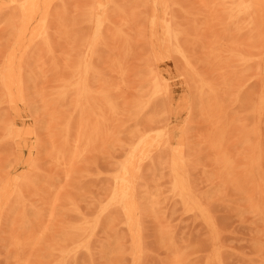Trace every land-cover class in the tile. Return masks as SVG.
<instances>
[{
  "label": "rangeland",
  "instance_id": "1",
  "mask_svg": "<svg viewBox=\"0 0 264 264\" xmlns=\"http://www.w3.org/2000/svg\"><path fill=\"white\" fill-rule=\"evenodd\" d=\"M4 1L7 2L8 0H0V3ZM64 1L57 0L54 1L56 4L52 5L49 47L38 43L29 52L32 55L28 53L30 55L28 57L29 55L27 54L28 58L26 57L27 61L25 62H29L25 65L26 68L23 67L22 71L24 72L22 77H26H23L24 82L22 84V89L25 92H22L24 103L21 102L14 106L15 111L12 112L13 109H9L7 104L2 102L3 95H0L1 112L5 114L4 110H6V114L2 115V117L0 116L1 123L9 117V120L5 121L6 123L4 122L5 125L9 126L10 124L21 132L25 129L30 131L27 127H31L33 131L31 132L35 136L37 131L34 132V128L37 130L38 126H41L39 129H46L39 131L40 133L38 132L39 135L37 134L38 136L36 137L31 132V134L27 132L24 136L21 135L22 139L20 137L17 143L14 140L11 144L9 142L12 140L7 137L5 128H3L6 126L0 123L3 125H0V128H2V130L0 129V163L2 164L0 165V170L2 172L6 170V173L4 172L5 176L10 174V180L7 179L9 182L5 179L7 176H4L5 178L3 176L0 177L2 178L0 180V264H27L28 261L29 264H174L176 257L181 259V264H264V213L259 214L251 210V204L256 202L264 206V129H262V127L264 128L262 126L264 125V118L261 119L258 125V133L252 135L248 132L255 120H253V115L250 113V99L260 85L264 84V48L261 49L263 57L260 61L255 58L247 65L248 67L242 65L241 61L239 62L241 56L257 53L258 50L254 47L259 42L256 40L257 37L255 35L257 34L242 24L244 19H241L242 25L238 22L240 20L233 23L229 19V11L233 6L232 0H174L177 5H174L171 9V13L175 16V25L178 23L176 27L184 29L181 32L183 35L180 43L183 49H186L184 50L193 63L195 74L206 81H210V83L213 82L211 84H214V89L217 91L216 99L218 105L221 106L220 115H222L221 118L227 123L229 129L225 146H228V150L230 149L229 151L236 156L237 160L235 170L230 179L219 169L220 164L217 160L219 154L212 148L211 134L213 125H210L212 124L211 122L209 124V119L200 110L201 107L197 99L198 94L195 90L196 82H194V79L197 81L196 75L192 79L191 72L185 69L171 53H168L164 58L161 74L156 70L153 52H151L153 51L150 45L151 35L149 33L152 12L158 17L163 13L160 0H122V2L121 0H113L114 3L111 5L116 7L114 12L119 9L113 14L111 13L113 11L112 6H108V10L109 7L110 10L112 9L107 13V17L110 18L107 22L110 21L111 25H109V22H105L99 35L88 23V10L91 8L90 6L94 5L93 2L96 0H85L86 2L84 0ZM12 9L15 11V8ZM12 9L11 11L10 9L7 10L10 11V14L6 13V10L5 12L0 11V68L7 60V57L11 56V48L15 45L14 29L9 27L11 28L10 32L6 24V18L13 14ZM99 19L98 17L96 20L98 21ZM190 19L191 21H189ZM88 24L91 27L88 28ZM84 25H87V29ZM90 32L91 35L89 34ZM10 33L13 35V39ZM89 35L92 38L95 35L100 37L94 50H92V46L90 47L91 49L88 46V42L91 39L87 37ZM111 36L112 38H110ZM156 37L159 42V36L156 35ZM183 39L188 43H183ZM10 40H13V42ZM159 43H161V40ZM8 52H10V56ZM239 53H242V55H238ZM87 54V71H84L86 90L80 95H77L71 87L63 90L65 82L72 81V72L66 70L65 67L75 66ZM237 55L238 57H236ZM170 56H172V59ZM46 60L48 62H45ZM31 61L32 63L29 65ZM33 61L40 63L34 66L33 64L35 63ZM38 72L40 73L38 74ZM152 74H156L161 78L163 76L166 79L168 83L166 97H154L153 92L155 89L150 81ZM181 74L186 75L183 77ZM185 78H188L186 82L190 84L185 82ZM33 80L35 83H33ZM241 85L245 87L241 88ZM0 94H2V91H0ZM57 95L59 96L57 97ZM166 98H169L167 102ZM59 99L61 100L59 101ZM165 102L169 104H167V107L169 106L168 108L166 107L167 109L165 108L166 104H163ZM15 107L18 109H15ZM34 107L39 111L37 110L36 112ZM194 107L197 109L195 110ZM79 108H81V111ZM243 108L245 109L243 110ZM32 109H34L33 113H31ZM17 110L18 112L21 110V112L18 114ZM142 110L147 111L141 112ZM17 114L20 116H17ZM40 118H44V122L38 125L41 121ZM33 119L37 123L32 121ZM90 121L91 123L89 124L88 122ZM27 124L29 126H26ZM80 124L82 126L86 125L85 128L83 126L84 133H89L92 140L91 144L79 143V148L74 150L77 147L76 137L78 138L77 133L79 131L77 130L78 126H81ZM95 125L96 130L94 128ZM185 126L188 127L186 128ZM62 127L63 129L68 128L64 131L65 133L62 132ZM49 128L51 131L48 130ZM52 129H54V132ZM210 130L211 133L209 132ZM165 131L167 134H165ZM93 132H95V135ZM164 134L168 136L165 137ZM61 136L63 137L60 138ZM184 136H186L187 140H185ZM65 137H69L71 140L67 142L69 139ZM164 137L166 139L168 137L167 141H164ZM34 138H38L37 141ZM208 138L209 140H207ZM248 138L253 144L256 142L260 143L259 148L262 152V160H260L261 162L258 165L250 164V158H252L254 152L246 148L243 143ZM50 139L54 141L55 145ZM160 140L162 141L160 142ZM59 142L60 144L57 145ZM24 144L27 145L25 146L27 147L26 149L23 147ZM166 144L170 146L168 147ZM159 145L162 146L160 151L158 149ZM62 147H65V149H62ZM153 149L157 150L154 151ZM73 150L79 156H74L76 155L74 154L73 157L77 158L75 163L73 162L74 164L72 162L70 164V161H74L72 160L74 158H71ZM165 151L170 152L171 158L169 156V158L165 157L169 155V152L166 153ZM62 153H65V157L70 154L66 157H69L68 161L64 156L62 158ZM28 155L31 157L28 158ZM59 156L61 157L60 159ZM132 156H135L137 164L135 172L131 174V196L134 194V197L131 198L133 208L134 210L136 209L135 211L133 210L131 219L124 216L120 205L117 208L118 206L114 204L113 198L116 193L114 177L121 171L123 164L130 163ZM151 156L153 157L150 158ZM177 157L182 160L183 175L187 178L188 186H192H190L191 190L193 189L192 191L190 190L192 195L199 202L201 201L202 206L206 204L204 208L211 221H214L215 229L201 217L194 215L187 208L185 209L180 199L177 196L175 197L172 166ZM25 158L29 160L28 163L26 162L27 160L23 163ZM213 160L216 161V164ZM143 161H145V165L143 164L142 168ZM59 162L64 165L58 164ZM244 164L248 169L244 167ZM163 165L164 167H162ZM238 166H240L239 169ZM251 168H254V170L250 171ZM21 170H24L22 171L23 173ZM139 171L141 172L140 175L138 174ZM18 172L20 173L18 174ZM136 172H138V175ZM4 173L2 174L0 171V175H4ZM32 174L34 175L32 176ZM135 175L139 176V178ZM222 175L224 179L226 177L224 181L219 179ZM14 179L16 182L12 181ZM136 180L138 183L137 189L135 188ZM5 183H8V185H5ZM5 187L9 188L7 189L8 191H4L7 194H5L6 197L3 194ZM132 188L138 192L137 200V194ZM10 192L14 193L13 196L15 198ZM151 192L153 193L151 194ZM15 194L18 195V198ZM142 195L147 200L143 199ZM9 196H12L14 201ZM202 196L203 199L200 198ZM7 198L12 199V201ZM5 202L7 204H4ZM9 202L11 203L9 204L10 206L13 205L12 207L8 205ZM114 205L116 206L115 208ZM4 207L7 212H5L6 210L3 211ZM140 209L144 212L142 210L139 212ZM25 210L27 212H24ZM140 215L142 216L141 219ZM153 215L157 217L155 218ZM116 218L119 220H116ZM132 221L134 223L135 221L142 223L136 222L137 226L134 225L133 227L130 224ZM28 222L31 224L30 226L29 224L27 225ZM83 222L86 228L82 224ZM24 224L27 225L28 230H26L27 228ZM3 229L5 232H3ZM78 229L81 230L79 231ZM20 232L24 233V235ZM218 232L219 234H217ZM19 233L21 234L20 236H18ZM160 234L162 239L165 235V243L159 238ZM18 238L24 242L21 243ZM3 239L8 242L6 243ZM35 240L36 242L38 240V242H34ZM160 240L162 243H160ZM64 243L66 244L63 245ZM82 244L91 246H88V249L80 248L79 246ZM216 245L219 247L220 256H222V258L220 257V262L216 259L213 260L215 258ZM142 246L143 249L141 248ZM59 247H62V251L58 252ZM142 253H144V257H141ZM207 259H210L209 261L211 262L207 263ZM26 260L27 262H25ZM212 260L214 261L213 263Z\"/></svg>",
  "mask_w": 264,
  "mask_h": 264
},
{
  "label": "bare ground",
  "instance_id": "2",
  "mask_svg": "<svg viewBox=\"0 0 264 264\" xmlns=\"http://www.w3.org/2000/svg\"><path fill=\"white\" fill-rule=\"evenodd\" d=\"M54 1H57V0H8L7 2H1L0 3V11H3V12H5V10H6V13H9L10 14V11H11V9L12 8H15V11H14V9H12L13 11H12V15L9 17V18H6L7 20H6V24H7V28L9 29V31L11 32V28H13L14 29V39H15V45H14V47L13 48H11V50H9V51H11V56H10V52H8V54H9V58L7 57V60L4 62V64H3V66H1V68H0V87H1V89H0V91H2V94H0V95H3V98H2V102H5L6 104H7V106H8V108L10 109V108H12L13 110H12V112H14L15 110H14V106H16V105H18L19 103H21V102H23L24 103V101H23V93L22 92H24L23 91V89H22V84H23V82H24V80H23V77L24 78H26L25 76H23L22 77V73H24V72H22L23 71V67H25V65L29 62H25V61H27L26 60V57H27V54L29 53V52H31V50H33L34 49V46L36 47V44H38V43H40V44H43L44 46H46V47H49V44H50V25H51V19H50V15H51V9H52V5H55L56 3L54 2ZM64 1V0H63ZM67 0H65L64 2H66ZM85 1V0H84ZM83 1V2H84ZM115 1V0H114ZM119 1V0H118ZM125 1V0H124ZM123 1V2H124ZM147 1V0H146ZM86 2V1H85ZM121 2H122V0H121ZM158 2V1H157ZM55 3V4H54ZM113 0H96L95 2H93V6H90L91 8L88 10L87 8H86V10H88L89 11V14H88V23L92 26V29H94V31H96L97 33H98V35H99V33H100V31L102 30V28H103V25L105 24V22H107V20H110V18H108L107 17V13H108V11H111L112 9H113V11L111 12V13H113V14H115V12L116 11H118V9L114 12V10H115V8L116 7H114V6H112L113 5ZM117 3V2H116ZM147 3V2H146ZM58 4V3H57ZM68 4V3H67ZM112 4V5H111ZM160 4H161V6H162V8H163V13H162V15L161 16H156L155 15V13L154 12H152V15H151V18H150V35H151V40H150V45H151V49L153 50V51H151V52H153V61L155 62V67H156V70H158V72L161 74V71H162V63H163V61H164V58H165V56L168 54V53H171L172 55H174L175 56V58L178 60V62L185 68V69H187V70H189L190 72H191V77H192V79H194L193 77L195 76L196 78H197V81L194 79V82H196V93L198 94L197 95V99H198V101H199V104H200V107H201V111L202 112H204L205 113V115H206V117L209 119V124H210V122L212 123V124H210L211 126L213 125V131H212V134H211V136H212V148H214L215 150H216V152H217V154H219V156H218V161H219V166H220V168L219 169H221L222 170V172L227 176V178L228 179H230L231 178V176L233 175V172H234V170H235V166H236V156L233 154V153H231L229 150H228V146L226 147L225 146V141H226V137L228 138V135H229V129H228V126H227V123L225 122V121H223L222 120V118H221V116L222 115H220V109H221V106H219L218 105V101H217V99H216V97H217V91H216V89H214L215 88V86H214V84L212 85L211 83H213V82H211L210 83V81H206V80H204L203 78H201L199 75H197V74H195V71H194V67H193V63H192V61H191V59L187 56V54H186V52H185V50L183 49V46H181V37H182V35L183 34H181V32H182V30H184V29H178L177 27H176V25L178 24H176L175 25V16L171 13V9H172V7L174 6V5H177L176 3H175V1L174 0H160ZM179 4V3H178ZM232 4H233V6H232V8L230 9V11H229V19H231L232 20V22L234 23L235 21H238V20H240L241 21V19H244V23H242V21L240 22V21H238L240 24L242 23L243 25H244V27H246V28H248L250 31H252V32H254V33H256L257 35H255L256 37H257V39L256 40H258V42H259V44H256L255 45V47L254 48H256L257 50H258V52L257 53H255V54H251V55H248V56H241L240 57V60H239V62L241 61V63H242V65H245V66H247L251 61H253L255 58H256V60L257 61H260V59L263 57V54H262V51H261V49L262 48H264V0H232ZM77 5V4H76ZM115 5V4H114ZM118 5V4H117ZM116 5V6H117ZM59 6V5H58ZM68 6V5H67ZM108 6H112V9L110 10V7H109V10L107 9L108 8ZM154 6V5H153ZM157 7H158V5H156ZM160 7V6H159ZM89 8V7H88ZM121 8V7H120ZM149 8V7H148ZM175 8V7H174ZM173 8V9H174ZM230 8V7H229ZM10 9V11H7V10H9ZM53 9H54V6H53ZM59 9V8H58ZM147 9V8H146ZM150 9H151V7H150ZM211 9V8H210ZM176 10V9H175ZM60 11V10H59ZM76 11V10H75ZM121 11H123V10H121ZM158 11V10H157ZM191 11V10H190ZM53 12H55L54 10H53ZM124 12H126V11H124ZM151 12V11H150ZM177 13H178V11H176ZM192 12V11H191ZM225 12H226V10H225ZM88 13V12H87ZM111 13H109V14H111ZM181 13V12H180ZM212 13V12H211ZM213 13H215V12H213ZM112 14V15H113ZM191 14V13H190ZM57 15V14H56ZM118 15V14H117ZM181 15H183V14H181ZM209 15H210V12H209ZM109 16V15H108ZM189 17H190V15H188ZM100 18L98 21L96 20L97 18ZM110 17V16H109ZM185 17V16H184ZM149 18V17H148ZM182 18H183V16H182ZM190 18H192V17H190ZM193 18H194V16H193ZM212 18V17H211ZM210 19V18H209ZM114 20V19H113ZM132 20V19H131ZM146 20H147V18H146ZM119 21V20H118ZM124 21V20H123ZM179 21H181V20H179ZM189 21H191V19L189 20ZM213 21V20H212ZM109 22V25H111V23H110V21H108ZM107 22V23H108ZM146 22V21H145ZM149 22V21H148ZM147 22V23H148ZM177 22V21H176ZM182 22V21H181ZM86 23V22H85ZM97 23V24H96ZM146 23V24H147ZM88 24V28L89 27H91L90 25ZM114 24V23H113ZM116 24V23H115ZM126 24H128V23H126ZM241 24V25H242ZM186 25V24H185ZM236 25H238V23H236ZM52 26V25H51ZM85 26V25H84ZM87 26V25H86ZM85 26V27H86ZM178 26V25H177ZM9 27H11V28H9ZM146 27H147V25H146ZM181 27V26H180ZM241 27V26H240ZM243 27V28H244ZM116 28H118V27H116ZM185 28V27H184ZM242 28V27H241ZM86 29H87V27H86ZM91 29V30H92ZM60 30V29H59ZM90 30V31H91ZM107 30V29H106ZM13 31V30H12ZM108 32H110L109 30H107ZM147 31V30H146ZM88 32H89V29H88ZM124 33V32H123ZM148 33V32H147ZM184 33V32H183ZM11 34V33H10ZM90 35H91V32L89 33ZM87 36V37H90L91 39L89 40V42H88V46H89V48L92 46L93 48H92V50H94V48L96 47L95 45H98L97 43L99 42V40H100V37H98L97 35H95V36H93V38L91 37V36ZM111 35V34H110ZM156 35H158L159 37L158 38H160V40H161V43H159L160 42V40H159V42H158V39H157V37H156ZM12 34H11V38H12ZM10 37V36H9ZM120 37V36H119ZM128 37V36H127ZM11 38H9V39H11ZM110 38H112V36L110 37ZM13 39V38H12ZM114 39V38H113ZM147 40V39H146ZM187 40V39H186ZM249 40V39H248ZM10 41H12L13 42V40H10ZM88 41V40H87ZM119 42V41H118ZM148 42V41H147ZM182 42L184 43H188L187 41H185V39H183L182 40ZM257 42V41H256ZM73 43V42H72ZM120 44V43H119ZM162 44V45H161ZM191 44V43H190ZM183 45V44H182ZM187 46H188V44H186ZM186 45H184V46H186ZM129 46H131V45H129ZM163 46V47H162ZM33 47V48H32ZM37 47H38V45H37ZM86 47V46H85ZM32 48V49H31ZM91 49V48H90ZM124 49V48H123ZM96 50H98L97 48H96ZM116 50V49H115ZM132 50V49H131ZM264 50V49H263ZM119 51V50H118ZM149 51H150V48H149ZM38 52V51H37ZM89 52H90V50H89ZM98 52V51H97ZM30 55H32V53H29ZM28 54V55H29ZM170 54V55H171ZM30 55L28 56V57H30ZM36 55V54H35ZM90 55V54H89ZM126 55V54H125ZM129 55V54H128ZM238 55H242V53L240 54H238ZM238 55L236 56V57H238ZM4 56V55H3ZM6 56V55H5ZM27 57V58H28ZM35 57V56H34ZM171 57V59H172V56H170ZM3 58V57H2ZM116 58V57H115ZM61 59V58H60ZM87 59H88V54H87V56H85V57H83V58H81L80 59V61H79V63L78 64H76L75 66H73V67H69V66H66L65 68H66V70H70L71 72H72V74H71V80L72 81H70V82H68V81H66L65 82V84H64V89L63 90H66V88L68 87H71L73 90H75V92H76V94L77 95H80L82 92H84L85 90H86V88H85V76H84V71L86 72L87 70V67H86V65L88 64L87 63ZM5 60V59H4ZM34 60V59H33ZM36 60V59H35ZM115 61V60H114ZM172 61V60H171ZM3 62V61H2ZM35 64H33L34 66L37 64L38 65V63H40V62H38V63H36L35 61H33ZM45 62H48L47 60L45 61ZM63 62V61H62ZM91 62V61H90ZM31 63H32V61L29 63V65H31ZM42 63H44V62H42ZM171 63V62H170ZM46 64V63H45ZM44 64V65H45ZM71 64V63H70ZM73 64V63H72ZM32 65V66H33ZM42 65V64H41ZM53 65H55V64H53ZM65 65V64H64ZM90 65V64H89ZM172 65V64H171ZM33 66V67H34ZM146 66V65H145ZM31 67V66H30ZM44 67V66H43ZM117 67V66H116ZM248 67V66H247ZM26 68V67H25ZM145 68V67H144ZM34 69H36V68H34ZM94 69V68H93ZM28 70H29V68H28ZM59 70V69H58ZM31 71H33V70H31ZM36 71V70H35ZM63 71V70H62ZM61 71V73H63ZM30 72V71H29ZM37 72V71H36ZM60 72V71H59ZM33 73V72H32ZM40 72H38V74H39ZM173 73V72H172ZM30 74V73H29ZM48 74V73H47ZM229 74V73H228ZM25 75V74H24ZM31 75V74H30ZM41 75H42V73H41ZM60 75V74H59ZM182 75V74H181ZM186 74H184V75H182L183 77L185 76ZM27 77H28V75H26ZM37 76V75H36ZM231 76V75H230ZM63 77V76H62ZM229 77V76H228ZM257 77H259V78H261L260 76H257ZM257 77H255L257 80H259ZM29 78V77H28ZM32 78V77H31ZM39 78V77H38ZM42 79V78H41ZM46 79V78H45ZM59 79V78H58ZM149 79V78H148ZM186 79H188V78H185V82H186ZM250 79V78H249ZM255 79V80H256ZM28 80V79H27ZM38 81V80H37ZM150 81H151V83L153 84V88L155 89L154 90V92H153V95H154V97H161V96H165L167 93H168V83H167V81H166V79L162 76V78L161 77H159V76H157L156 74H152L151 75V79H150ZM249 81V80H248ZM27 82V81H26ZM40 82V81H39ZM57 82V81H56ZM236 82V81H235ZM33 83H35V81L33 80ZM32 83V84H33ZM150 83V84H151ZM186 83H188V82H186ZM227 83H229V82H227ZM25 84V83H24ZM56 84V83H55ZM188 84H190V83H188ZM192 84V83H191ZM246 84H247V82H246ZM245 84V85H246ZM26 85V84H25ZM29 85V84H28ZM27 85V86H28ZM234 85V88H235V83L233 84ZM240 85V84H239ZM191 86V85H190ZM190 86H188V87H190ZM242 87L241 88H243V86L244 85H241ZM250 86V85H249ZM29 87H31V86H29ZM33 87V86H32ZM43 87V86H42ZM41 87V88H42ZM245 87V86H244ZM246 87H248V86H246ZM24 88V87H23ZM44 88V87H43ZM193 88V87H192ZM240 88V89H241ZM190 89V88H189ZM28 90V89H27ZM40 90V89H39ZM45 90V89H44ZM60 91V90H59ZM25 93V92H24ZM26 93H28V92H26ZM40 93V92H39ZM58 93V92H57ZM195 93V94H196ZM63 94V93H62ZM206 94V95H205ZM33 95V94H32ZM55 95V94H54ZM238 95V94H237ZM236 95V96H237ZM26 96V95H25ZM28 96V95H27ZM59 95H57V97H58ZM64 96V95H63ZM192 96V95H191ZM103 97L104 98H106V96H104L103 95ZM166 97V96H165ZM239 97V96H238ZM52 98V97H51ZM54 98V97H53ZM164 98V97H163ZM33 99H35V98H33ZM44 99V98H43ZM165 99V98H164ZM167 99H169V98H166V102H167ZM197 99H194V100H197ZM53 100V99H52ZM61 99H59V101H60ZM251 101H250V113H251V115H253V120H254V123H253V125L251 126V128H250V130H248V132L250 133V134H252V135H254V134H256V133H258V125H259V123H260V121H261V119H263L264 118V84H261L260 85V87H259V89H257V91H255L254 93H253V95H252V97H251V99H250ZM29 101H31V100H29ZM47 101V100H46ZM57 101V100H56ZM32 102V101H31ZM37 102V101H36ZM142 102H144V101H142ZM166 102L165 103H163L164 105L166 104ZM30 103V102H29ZM49 103V102H48ZM105 103V102H104ZM147 103V102H146ZM168 103H169V101H168ZM167 103V104H168ZM195 103V102H194ZM240 103V102H239ZM141 104V103H140ZM167 104L165 105V108L167 107ZM190 104H192V103H190ZM1 105H2V103H1ZM36 106H37V104H35ZM52 105V104H51ZM146 105V104H145ZM145 105H144V107H145ZM169 105V104H168ZM6 106V107H7ZM80 106V105H79ZM190 106V105H189ZM193 106H195V105H193ZM241 106V105H240ZM2 107V106H1ZM1 107H0V116L2 117V115H5L6 114V110H4V112H5V114H3V112H1ZM81 107V106H80ZM141 108H143L142 106H140ZM169 107V106H168ZM167 107V108H168ZM182 107V106H181ZM197 107V106H196ZM3 108H5V107H3ZM27 108H29L28 106H27ZM37 108H39V107H37ZM50 108V107H49ZM146 108V107H145ZM152 108V107H151ZM164 108V107H163ZM166 108V109H167ZM195 108V107H194ZM7 109V108H6ZM15 109H18V108H16L15 107ZM24 110H25V108H23ZM23 109H22V111H23ZM30 109V108H29ZM34 109H35V107H34ZM34 109H32V112H31V110H30V112L31 113H33L34 111ZM42 109H43V107H42ZM114 109V108H113ZM190 109H191V107H190ZM197 108H195V110H196ZM245 108H243V110H244ZM28 110V109H27ZM36 110V112H37V110L38 109H35ZM79 110L81 111V108H79ZM138 110H140V109H138ZM228 110V109H227ZM29 111V110H28ZM39 111V110H38ZM103 111V110H102ZM143 111H147V110H142L141 112H143ZM167 111V110H166ZM193 111V110H192ZM197 111H199V110H197ZM21 112V110H19V112H18V110H17V113L19 114ZM25 112V111H24ZM49 112V111H48ZM161 112H162V110H161ZM244 112V111H243ZM30 113V114H31ZM42 113V112H41ZM157 113V112H156ZM160 113V112H159ZM167 113V112H166ZM190 113H191V110H190ZM200 113V112H199ZM14 114V113H13ZM15 114H16V112H15ZM17 114V116H20V115H18ZM25 114V113H24ZM29 114V115H30ZM37 114V113H36ZM40 114V113H39ZM53 114V113H52ZM51 114V115H52ZM155 114V113H154ZM162 114V113H161ZM160 114V115H161ZM168 114V113H167ZM246 114V113H245ZM32 115H34V114H32ZM31 115V116H32ZM56 115V114H55ZM82 115V114H81ZM153 115V114H152ZM189 115H191V114H189ZM188 115V116H189ZM247 115V114H246ZM249 115V114H248ZM37 116V115H36ZM41 116H43V115H41ZM54 116V115H53ZM154 116V115H153ZM187 116V117H188ZM12 117V116H11ZM57 117V116H56ZM81 117V116H80ZM83 118H84V116H82ZM100 117V116H99ZM152 117V116H151ZM228 117V116H227ZM5 118H7V116H5ZM13 118L14 119H16L14 116H13ZM33 118V117H32ZM39 118V117H38ZM49 118V117H48ZM53 118V117H52ZM153 118V117H152ZM156 118V117H155ZM158 118V117H157ZM169 118V117H168ZM185 118V117H184ZM189 118V117H188ZM206 118V119H207ZM243 118H245V117H243ZM1 119V118H0ZM12 119V118H11ZM14 119H13V121H14ZM36 119V118H35ZM41 119V118H40ZM40 119H39V121H40ZM57 119V118H56ZM99 119V118H98ZM101 119V118H100ZM6 122H7V120H9V117L7 118V120L6 119H4ZM37 120V119H36ZM36 120H32V121H35L36 123H37V121ZM43 120V121H42ZM48 120V119H47ZM80 120V119H79ZM148 120V119H147ZM184 120V119H183ZM3 121V120H2ZM5 121H3L1 124H4V126H6V127H3V128H5L4 130L6 131V135H7V137L8 138H10L12 141H10L9 143H11V142H13L14 140H15V142L17 143V141L19 140V138L21 137V139H22V136H24V134L25 133H27L28 132V134H31L33 131L31 130V127H27V129H30V131L28 130H24L23 132H21V131H19V130H17V129H15V127H13V126H11L10 124H9V126L6 124L5 125ZM42 121V122H41ZM41 121L39 122V124L38 125H41V124H43V122H44V118L43 119H41ZM151 121V120H150ZM153 121V120H152ZM151 121V122H152ZM185 121V120H184ZM189 121V120H188ZM5 122V123H4ZM52 122V121H51ZM55 122V121H54ZM66 122V121H65ZM70 122V121H69ZM149 122V121H148ZM154 122V121H153ZM187 122V121H186ZM185 122V123H186ZM9 123V122H8ZM68 123V122H67ZM82 123V122H81ZM89 124L91 123V121L90 122H88ZM96 123V122H95ZM150 123V122H149ZM148 123V124H149ZM0 124V125H1ZM29 124H31V123H29ZM65 124V123H64ZM89 124H87L88 125V127L90 126ZM98 124V123H97ZM188 124V123H187ZM251 124V123H250ZM249 124V125H250ZM37 125V126H38ZM45 125V124H44ZM59 126H60V124H58ZM69 125V124H68ZM81 125V124H80ZM184 125H186V124H184ZM189 125V124H188ZM1 126H3V125H1ZM26 126H29L28 124L26 125ZM25 126V127H26ZM48 126V125H47ZM46 126V127H47ZM82 126V125H81ZM81 126H78V130L77 131H79L78 133H77V135H78V138L76 137V143H77V147H75L74 148V150H77V148H79L78 147V144L79 143H90L91 144V140H92V137H91V135L89 134V133H84V130H83V126H84V128H85V126L86 125H83L82 127ZM99 126H100V124H99ZM165 126V125H164ZM210 126V127H211ZM262 126H264V125H262ZM34 127H35V125H34ZM41 127V126H40ZM39 126H38V128H37V130L34 128L33 130H35L34 132H36L37 134H38V132L39 131H44L43 129H45V128H41V129H39L40 128ZM42 127H45V126H42ZM51 127V126H50ZM53 127V126H52ZM68 127V126H67ZM81 127V128H80ZM186 127V126H185ZM188 127V126H187ZM186 127V128H187ZM23 128V127H22ZM61 128V127H60ZM70 128H71V126H70ZM80 128V129H79ZM89 128H91V126L89 127ZM95 130L97 129L96 128V125H95ZM152 128V127H151ZM1 130H2V128H0ZM56 129H59V128H56ZM62 129H63V127H62ZM61 129V130H62ZM68 128H66V129H63L62 130V132H64V131H66ZM155 129V128H154ZM154 129H151V130H154ZM157 129H159L158 127H157ZM165 129H167V128H165ZM262 129H264L263 127H262ZM22 130V129H21ZM46 130V129H45ZM48 130H50V128L48 129ZM47 130V131H48ZM60 130V129H59ZM89 130V129H88ZM95 130H92V131H95ZM32 131V132H31ZM46 131V132H47ZM51 131V130H50ZM49 131V132H50ZM52 131L54 132V129H52ZM162 131V130H161ZM261 131V130H260ZM264 131V130H263ZM2 132V131H1ZM31 132V133H30ZM88 132V131H87ZM89 132L91 133V131L89 130ZM97 132H99V131H97ZM148 132V131H147ZM155 132V131H154ZM208 132V131H207ZM210 133H211V130L209 131ZM209 132H208V134H209ZM35 133V134H36ZM40 133V132H39ZM65 133V132H64ZM64 133H62V134H64ZM75 133V132H74ZM94 133V135H95V132H93ZM146 133V132H145ZM185 133H187L186 131H185ZM261 133V132H260ZM5 134V133H4ZM28 134H27V136H28ZM33 134V133H32ZM36 134V136H38ZM51 134V133H50ZM61 134V135H62ZM66 134H67V132H66ZM66 134H64V135H66ZM98 134V133H97ZM144 134V133H143ZM165 134H167V132L165 131ZM164 134V136L166 137V136H168V135H165ZM22 135V136H21ZM34 135V134H33ZM183 135H184V133H183ZM186 135V134H185ZM30 136V135H29ZM32 136V135H31ZM35 136V135H34ZM35 136V137H36ZM59 136V135H58ZM67 136V135H66ZM161 136V135H160ZM187 136V135H186ZM186 136H184L185 138H186ZM211 136H210V138H211ZM260 136H262V134H260ZM264 136V135H263ZM51 137V136H50ZM63 136H61L60 138H62ZM154 137V136H153ZM164 137V141L166 140L167 141V139H168V137H167V139ZM4 138L6 139V137L4 136ZM66 138V137H65ZM261 138V137H260ZM34 139H36V138H34ZM38 139V138H37ZM37 139H36V141H37ZM66 139H69V137H67ZM8 140V139H7ZM40 140V139H39ZM52 139H50V141H51ZM57 140V139H56ZM71 139H69V140H67V142L68 141H70ZM159 140V139H158ZM163 140V139H162ZM162 140H160V142L162 141ZM185 140H187V138L185 139ZM207 140H209V138L207 139ZM232 140H233V138H232ZM235 140V139H234ZM9 141V140H8ZM66 141V140H65ZM64 141V142H65ZM96 141V140H95ZM163 141V142H164ZM210 141H208L209 143H210ZM257 141V140H256ZM162 142V143H163ZM169 142V141H168ZM185 142V141H184ZM262 142V141H261ZM16 143H15V145H16ZM25 143V142H24ZM38 143V142H37ZM51 143V142H50ZM52 143L54 144V141L52 140ZM51 143V145L53 146V144ZM73 143V142H72ZM93 143V142H92ZM161 143V144H162ZM183 143V142H182ZM243 143L245 144V146H246V148H248L250 151H252V152H254V155L252 156V158H250L251 159V162H250V164L251 165H258L259 164V162H261L260 160H262L261 159V157H262V152H261V150H260V148H259V146H260V143L259 142H256L255 144H253V142L252 141H250V139L248 138V139H246V140H244L243 141ZM12 144V143H11ZM14 144V143H13ZM30 144H31V142H30ZM34 144H35V142H34ZM48 144V143H47ZM58 144H60V142L59 143H57V145ZM32 145V144H31ZM55 145V144H54ZM66 145V144H65ZM64 145V146H65ZM167 146H168V144H166ZM18 146V145H17ZM25 146H27V145H23V147H25ZM36 146H37V144H36ZM35 146V147H36ZM50 146V145H49ZM73 146H76V145H73ZM90 146V145H89ZM160 147L158 148L157 146H156V148H158L159 149V151H160V149L162 150V146L161 145H159ZM165 146V145H164ZM170 146V145H169ZM168 146V147H169ZM209 146V145H208ZM249 146H250V148H249ZM15 147V146H14ZM22 147V146H21ZM30 147V146H29ZM84 147V146H83ZM145 147V146H144ZM167 147V148H168ZM17 148V147H16ZM27 147H25V149H26ZM34 148V147H33ZM50 148V147H49ZM48 148V149H49ZM147 148H148V146H147ZM208 148V147H207ZM234 148V147H233ZM1 149H2V146H1ZM29 149V148H28ZM32 149V148H31ZM62 149H65V147L63 148L62 147ZM164 149H166V148H164ZM213 149V150H214ZM6 150V149H5ZM38 150V149H37ZM52 150V149H51ZM50 150V151H51ZM56 150V149H55ZM54 150V152H56ZM73 150V151H74ZM150 150H151V148H150ZM154 150V149H153ZM152 150V151H153ZM155 150H157V149H155ZM154 150V151H155ZM167 150H169V149H167ZM214 150V151H215ZM8 151V150H7ZM31 151H33V150H31ZM49 151V152H50ZM69 151V150H68ZM153 151V153H155ZM185 151V150H184ZM209 151V150H208ZM59 152V151H58ZM67 152V151H66ZM75 152V153H74ZM73 152V154H72V157L71 158H74L73 157V155L74 154H76V151H74ZM78 152V151H77ZM157 152V151H156ZM166 152V151H165ZM167 152H169V151H167ZM166 152V153H167ZM210 153H211V151H209ZM2 153V152H1ZM16 153H17V151H16ZM20 153V152H19ZM51 154H52V151L50 152ZM147 153V152H146ZM173 153V152H172ZM180 153H181V150H180ZM237 153V152H236ZM3 154V153H2ZM9 154V153H8ZM31 154V153H30ZM36 154H38V153H36ZM56 154H57V152H56ZM159 154H161V153H159ZM252 154V153H251ZM70 154H68V155H66V157L67 156H69ZM170 152H169V155H166L165 157H170ZM243 155V154H242ZM63 156L65 157V153H62V158H63ZM74 156H77V154L76 155H74ZM79 156V155H78ZM77 156V157H78ZM150 156V155H149ZM159 156V155H158ZM185 156V155H184ZM240 156H241V154H240ZM244 156V155H243ZM242 156V157H243ZM6 157V156H5ZM29 157H31L30 155H28V158ZM52 157V156H51ZM65 157V158H66ZM77 157H75L74 159H72V160H74V161H70V164H71V162L73 163H75V159L77 158ZM128 157V156H127ZM133 157V156H132ZM139 157V156H138ZM153 156H151L150 158H152ZM168 157V158H169ZM239 157V156H238ZM15 158L17 159V157H16V154H15ZM24 158V157H23ZM54 158H55V154H54ZM61 157L59 156V159H60ZM149 158V159H150ZM167 158V159H168ZM171 158V157H170ZM215 158V157H214ZM21 159H22V157H21ZM32 159V158H31ZM30 159V160H31ZM67 159V161H68V159H69V157L68 158H66ZM128 159V158H127ZM143 159V158H142ZM160 159V158H159ZM15 160V159H14ZM20 160V159H19ZM27 159L25 158V160H23V163H24V161H26ZM63 160V159H62ZM146 160V159H145ZM158 160V159H157ZM173 160V159H172ZM17 161V160H16ZM28 161L29 160H27L26 162L28 163ZM55 161H56V158H55ZM63 161H66L65 159L63 160ZM166 161V160H165ZM214 161V160H213ZM264 161V160H263ZM12 162H13V160H12ZM19 162V161H18ZM123 162H125V161H123ZM144 162L145 161H143V163H142V168H143V164H144ZM150 162H151V160H150ZM159 162V161H158ZM170 162V161H169ZM216 161H214V163H215ZM65 163V162H64ZM73 163V164H74ZM167 163H168V161H167ZM14 164H15V161H14ZM58 164H60V165H64V164H61L60 162L58 163ZM66 164H68V163H66ZM136 164H137V160H136V158H135V156L133 157V158H131L130 159V163H126V164H123L122 165V168H121V171L120 172H118V174L114 177L115 178V183H116V185H115V189H116V193L114 194V198H113V202H114V204H116V206H118V205H120L121 206V208L123 209V214H124V216L126 217V218H131V215H132V213H133V210H134V208H133V205H132V198L131 197H134V194H133V196H131V179H132V176H131V174L133 173V172H135V168H136ZM147 164V163H146ZM216 164V163H215ZM0 165H2L1 163H0ZM16 165H18V164H16ZM21 165V164H20ZM22 165H24V164H22ZM25 165H27V164H25ZM145 165V164H144ZM160 165H162V164H160ZM164 165H165V163H164ZM164 165L162 166V167H164ZM218 165V164H217ZM28 166V165H27ZM37 166V165H36ZM73 166V165H72ZM71 166V167H72ZM120 166V165H119ZM165 166H167V165H165ZM192 166V165H191ZM242 166H243V164H242ZM170 167V166H169ZM186 167V166H185ZM239 167L240 166H238V169H239ZM244 167H247V166H245V164H244ZM119 168V167H118ZM257 168V167H256ZM1 169V168H0ZM18 169V168H17ZM245 169V168H244ZM247 169H248V167H247ZM250 169V168H249ZM137 170V169H136ZM160 170V169H159ZM172 170H173V191H174V193H175V197L177 196L179 199H180V201L183 203V205L185 206V209L187 208L188 209V211H190L191 213H193L194 215H197V216H199V217H201L206 223H209L210 225H212L213 226V229H215L214 228V221L212 222L211 221V218L209 217V215H208V213H207V211H206V209L204 208V206H206V204L204 205V206H202L201 205V201L199 202V200L196 198V197H194L193 195H192V193H191V191L193 190H191V187L190 186H188V183H187V178L183 175V163H182V160H181V158L180 157H177L175 160H174V162H173V166H172ZM237 170V169H236ZM252 170H254V168L252 169L251 168V170L250 171H252ZM1 171V173L3 174L4 172H2V170H0ZM10 171V170H9ZM22 171H24V170H21V172ZM29 171H31V170H29ZM156 171V170H155ZM186 171H188V169H186ZM191 171V170H190ZM217 171H220V170H217ZM242 171H243V168H242ZM245 171V170H244ZM249 171V172H250ZM8 172V171H7ZM15 172H17V171H15ZM6 173V172H5ZM5 173H4V175H0V177L1 176H5ZM20 172H18V174H19ZM23 173V172H22ZM138 172H136V174H137ZM140 171H139V175H140ZM160 173V172H159ZM218 173V172H217ZM241 173V172H240ZM246 173V172H245ZM8 174V173H7ZM15 174H17V173H15ZM137 174V175H138ZM163 174V173H162ZM21 175V174H20ZM34 174H32V176H33ZM137 175H135V176H137ZM186 175V174H185ZM245 175V174H244ZM7 176V175H6ZM5 176V177H6ZM10 174L7 176V178H5L6 179V181L7 182H9L7 179H9L10 177ZM13 176H15V175H13ZM19 176V175H18ZM171 176V175H170ZM216 176H218V175H216ZM111 177V176H110ZM138 178H139V176H137ZM223 177V175L221 176V178ZM248 177V176H247ZM13 178V177H12ZM154 178V177H153ZM160 178V177H159ZM169 178V177H168ZM220 177H219V179L222 181H224L225 179H226V177H225V179H224V177L221 179ZM2 178H0V180H1ZM5 179H3V180H5ZM135 179V178H134ZM155 179V178H154ZM163 179V178H162ZM171 179V178H170ZM247 179V178H246ZM10 180V179H9ZM142 180V179H141ZM156 180H158V179H156ZM189 180V179H188ZM192 180V179H191ZM190 180V181H191ZM5 181V182H6ZM12 181H15V179L14 180H12ZM3 183H4V181H2ZM16 182V181H15ZM152 182H153V180H152ZM170 182V181H169ZM172 182V181H171ZM259 182V181H258ZM136 183H137V180H136ZM159 183V182H158ZM231 183V182H230ZM152 184V183H151ZM157 184V183H156ZM260 184V183H259ZM259 184H257V185H259ZM3 185V184H2ZM5 185H8V183L6 184L5 183ZM4 185V186H5ZM13 185V184H12ZM133 185H135V184H133ZM137 185H138V183L135 185V188L137 189ZM158 185V184H157ZM160 185V184H159ZM228 185V184H227ZM11 186V185H10ZM150 186V185H149ZM152 186H154V185H152ZM194 186V185H193ZM1 187V186H0ZM9 187V186H8ZM139 187V186H138ZM144 187V186H143ZM258 187V186H257ZM11 188V187H10ZM190 188V189H189ZM7 189H9V188H4V190H3V194H4V196H5V194L6 193H4V191L5 190H7ZM12 190H14L13 188H11ZM10 189V190H11ZM133 189V188H132ZM134 190V192H136L137 190ZM157 189V188H156ZM140 190V189H139ZM142 190H143V188H142ZM155 190V189H154ZM153 190V191H154ZM169 190V189H168ZM191 190V191H190ZM262 190V189H261ZM1 191V190H0ZM8 191V190H7ZM22 191H23V189H22ZM21 191V192H22ZM156 192H157V190H156ZM171 192V191H170ZM11 193V192H10ZM9 193V194H10ZM19 193V192H18ZM26 193V192H25ZM138 192H136V194H137ZM149 193V192H148ZM153 192H151V194H152ZM8 194V195H9ZM12 194V196H13V194L14 193H11ZM20 194V193H19ZM23 194V193H22ZM135 194V195H136ZM154 194H155V192H154ZM261 194H263V193H261ZM7 195V194H6ZM15 195H17V194H15ZM21 195V194H20ZM26 195V194H25ZM25 195H24V198H25ZM172 195H173V193H172ZM3 196V197H4ZM10 197V198H15V196H13V197ZM29 196V195H28ZM111 196V195H110ZM152 197H154L153 195H151ZM199 196V195H198ZM204 196V195H203ZM203 196L202 197H200L201 199H203ZM6 197V196H5ZM17 198H18V195L16 196ZM21 197H22V195H21ZM26 197H27V195H26ZM137 197V198H136ZM135 198H136V200L138 199V194H137V196H136ZM142 197H143V195H142ZM148 197V196H147ZM9 198V199H10ZM14 198H13V201H14ZM16 198V199H17ZM28 198V197H27ZM199 198V199H200ZM206 198V197H205ZM204 198V199H205ZM263 198H264V195H263ZM8 199V198H7ZM8 199V200H9ZM15 199V200H16ZM108 199V198H107ZM106 199V200H107ZM143 199H145L144 197H143ZM152 199V198H151ZM11 201H12V199H10ZM21 200V199H20ZM25 200V199H24ZM135 200V201H136ZM145 200H147V199H145ZM264 200V199H263ZM262 200V201H263ZM17 201H18V199H17ZM141 201V200H140ZM149 201V200H148ZM157 201V200H156ZM207 201V200H206ZM252 201V200H251ZM139 202V201H138ZM260 202V201H259ZM13 203V202H12ZM146 203H148V202H146ZM203 203V202H202ZM263 203H264V201H263ZM4 204H7V202H5ZM9 204H11L10 202L8 203V205ZM13 204H15V203H13ZM107 204V203H106ZM134 204V203H133ZM135 204H138V203H135ZM140 204V203H139ZM208 204V203H207ZM16 205V204H15ZM105 205V204H104ZM113 205V204H112ZM145 205V204H144ZM252 205V209L251 210H253V212H257V213H264V206H262V205H260L259 203H253V204H251ZM250 205V206H251ZM5 206V205H4ZM10 206V205H9ZM13 206V205H12ZM12 206H10V207H12ZM115 205H114V208L116 207ZM149 206V205H148ZM6 207V206H5ZM4 207V208H5ZM135 207H137V206H135ZM143 207V206H142ZM145 207H147L146 205H145ZM145 207H144V210H145ZM117 208H119V206L117 207ZM148 208V207H147ZM100 209H102V208H100ZM111 209H112V207H111ZM110 209V210H111ZM137 209H139L138 207H137ZM210 209V208H209ZM4 210H6V208L5 209H3V211ZM109 210V211H110ZM136 210V209H135ZM134 210V211H135ZM142 209H140L139 210V212L141 211ZM2 211V210H1ZM2 211V212H3ZM9 211V210H8ZM100 211V210H99ZM152 211V210H151ZM185 211V210H184ZM5 212H7V210L5 211ZM10 212V211H9ZM24 212H27V210H25ZM142 212H144L143 210H142ZM145 212H147V211H145ZM251 212V211H250ZM23 213V212H22ZM138 213V212H137ZM254 213V214H255ZM2 215H4L3 213H1ZM100 214V213H99ZM98 214V215H99ZM113 214V213H112ZM136 214V213H135ZM141 214V213H140ZM154 214V213H153ZM156 214V213H155ZM8 215H9V213H8ZM22 215V214H21ZM105 215V214H104ZM12 216V215H11ZM10 216V217H11ZM20 216V215H19ZM110 216V215H109ZM136 216V215H135ZM134 216V217H135ZM153 216H155V215H153ZM263 216V215H262ZM121 217H123V216H121ZM141 215H140V219H141ZM157 216H155V218H156ZM4 218V217H3ZM22 218V217H21ZM115 218V217H114ZM118 218H116V220H117ZM123 219V218H122ZM132 219V218H131ZM261 219V218H260ZM264 219V218H263ZM108 220H110V218H108ZM113 220V219H112ZM119 220V219H118ZM12 221V220H11ZM96 221H98V220H96ZM141 221V220H140ZM264 221V220H263ZM14 222V221H13ZM136 222H138V221H135V223L132 221L130 224H131V226H133L134 227V225L135 226H137V224H136ZM157 222V221H156ZM20 223H22V221H20ZM19 223V224H20ZM23 223H25V222H23ZM86 223H89V222H86ZM92 223V222H91ZM110 223H111V221H110ZM113 223H114V221H113ZM125 223V222H124ZM129 223V222H128ZM138 223H142V222H138ZM18 224V225H19ZM29 224V222L27 223V225ZM82 224H84V227H85V223L83 222ZM81 224V225H82ZM121 224V223H120ZM129 224V225H130ZM264 224V223H263ZM11 225V224H10ZM16 225H17V222H16ZM24 225H26V224H24ZM23 225V226H24ZM27 225H26V228H27ZM31 224H29V226H30ZM73 225V224H72ZM80 225V226H81ZM112 225V224H111ZM117 225V224H116ZM126 225H128V224H126ZM143 225V224H142ZM160 225H162V224H160ZM164 225V224H163ZM162 225V226H163ZM140 226H141V224H140ZM216 226V225H215ZM6 227V226H5ZM83 227V226H82ZM20 228H21V226H20ZM25 228V227H24ZM23 228V229H24ZM33 228V227H32ZM86 228V227H85ZM137 228V227H136ZM208 228V227H207ZM6 229V228H5ZM34 229V228H33ZM32 229V230H33ZM134 229V228H133ZM162 229V228H161ZM211 229V228H210ZM4 230V229H3ZM17 230H18V228H17ZM21 230H22V228H21ZM26 230H28V228L26 229ZM31 230V231H32ZM79 231L81 230V229H78ZM96 230V229H95ZM128 230V229H127ZM142 230H143V228H142ZM158 230H160V229H158ZM164 230H165V228H164ZM2 231V230H1ZM16 231V230H15ZM41 231V230H40ZM76 231V230H75ZM90 231V230H89ZM129 231H130V229H129ZM138 231H139V229H138ZM145 231V230H144ZM212 231H214V230H212ZM216 231V230H215ZM218 231V230H217ZM3 232H5V230L3 231ZM23 232H26V231H23ZM76 232H78V231H76ZM131 232V231H130ZM159 232V231H158ZM169 232V231H168ZM21 233V232H20ZM19 233V235L18 236H20L21 234H23L24 235V233H21L20 234ZM32 233V232H31ZM39 233V232H38ZM159 233H161V232H159ZM209 233V232H208ZM211 233V232H210ZM221 233V232H220ZM8 234V233H7ZM14 234H16V233H14ZM76 235H77V233H75ZM79 234V233H78ZM94 234H95V232H94ZM166 234V233H165ZM168 234V233H167ZM212 234V233H211ZM215 234V233H214ZM217 234H219V232L217 233ZM2 235H4V234H2ZM34 235V234H33ZM87 236H88V234H87ZM6 237V236H5ZM27 237H28V234H27ZM33 237V236H32ZM76 237V236H75ZM79 237V236H78ZM85 238H86V236H84ZM164 238L162 239L161 238V234H160V239L161 240H165V235L163 236ZM168 237V236H167ZM21 238H23V237H21ZM31 238V237H30ZM29 238V239H30ZM34 238V237H33ZM73 238V237H72ZM172 238V237H171ZM7 239V238H6ZM19 239V238H18ZM29 239H26V240H29ZM141 239H143V238H141ZM140 239V240H141ZM169 239V238H168ZM218 239V238H217ZM222 239V238H221ZM4 240V239H3ZM7 240H9V239H7ZM20 240V239H19ZM18 240V241H19ZM23 240H24V238H23ZM25 240V241H26ZM74 240H75V238H74ZM130 240H131V238H130ZM161 240H160V243H162L161 242ZM174 240V239H173ZM212 240V239H211ZM4 241H6V240H4ZM13 241V240H12ZM21 241V240H20ZM72 241V240H71ZM70 241V242H71ZM84 241V240H83ZM210 241V240H209ZM214 241V240H213ZM8 241H6V243H7ZM22 242H24V241H21V243ZM34 242H36V240L34 241ZM37 242H38V240H37ZM36 242V243H37ZM87 242H89V241H87ZM138 242V241H137ZM141 242V241H140ZM143 242V241H142ZM168 242V241H167ZM166 242V243H167ZM3 243V242H2ZM5 243V242H4ZM17 243V242H16ZM32 243V242H31ZM31 243H30V247H31ZM71 243H73V242H71ZM163 243H165V241L163 242ZM169 243V242H168ZM66 243H64L63 245H65ZM88 244V243H87ZM134 244H136V243H134ZM143 244V243H142ZM214 244H216V243H214ZM6 245V244H5ZM25 245V244H24ZM23 245V246H24ZM34 245V244H33ZM169 245V244H168ZM173 245V244H172ZM9 246H11V245H9ZM8 246V247H9ZM88 246L90 247L91 245H81V246H79L80 248H84V249H88ZM133 246V245H132ZM141 246V245H140ZM165 246V245H164ZM214 246V245H213ZM222 246V245H221ZM1 247V246H0ZM33 247V246H32ZM57 247V246H56ZM66 247V246H65ZM166 247H168L167 245H166ZM212 247V246H211ZM12 248V247H11ZM19 248H22V247H19ZM60 248V247H59ZM62 248V247H61ZM61 248L59 249V250H57L58 252L61 250ZM76 248V247H75ZM136 248V247H135ZM142 249H143V246L141 247ZM14 249H16V247H14ZM57 249H58V247H57ZM63 249H64V247H63ZM144 249H145V247H144ZM172 249V248H171ZM215 249V248H214ZM9 250V249H8ZM22 250V249H21ZM21 250H20V253H21ZM54 250H56L55 248H54ZM54 250H53V253H54ZM167 250V249H166ZM175 250H176V248H175ZM221 250H222V248H221ZM14 251V250H13ZM62 251V250H61ZM69 251H71V250H69ZM136 251V250H135ZM143 251V250H142ZM174 251V250H173ZM212 251V250H211ZM214 251V250H213ZM66 252V251H65ZM144 252V251H143ZM221 252H223V251H221ZM9 253V252H8ZM12 253V252H11ZM19 253V254H20ZM57 253V252H56ZM136 253V252H135ZM139 253V252H138ZM214 253V252H213ZM17 254V253H16ZM55 254V253H54ZM59 254H61V253H59ZM143 254L144 253H142V256L141 257H144L143 256ZM173 254H174V252H173ZM8 255V254H7ZM11 255V254H10ZM68 255V254H67ZM214 255V254H213ZM9 256V255H8ZM173 256H175V255H173ZM207 256V255H206ZM209 256V255H208ZM12 257V256H11ZM10 257V258H11ZM138 257V256H137ZM141 257H140V259H141ZM220 257L222 258V256H220V250H219V247H217V245H216V250H215V258H213V260L214 259H216L217 261H219L220 262ZM27 258V257H26ZM209 258H210V256H209ZM211 258H212V256H211ZM139 260V259H138ZM141 260H143V258L141 259ZM181 259L179 258V257H176V260H175V263L174 264H177V263H182L181 261H180ZM208 260V259H207ZM210 260V259H209ZM207 261V263L208 262H211V261ZM212 260V263L214 262ZM15 261V260H14ZM61 261V260H60ZM65 261V260H64ZM25 262H27V260L25 261ZM143 262V261H142ZM19 263V262H18ZM137 263V262H136ZM24 264H26V263H24ZM27 264H29V261H28V263ZM62 264V263H61ZM134 264V263H133ZM185 264V263H184ZM217 264V263H216Z\"/></svg>",
  "mask_w": 264,
  "mask_h": 264
}]
</instances>
